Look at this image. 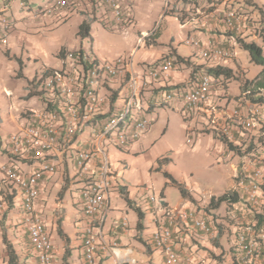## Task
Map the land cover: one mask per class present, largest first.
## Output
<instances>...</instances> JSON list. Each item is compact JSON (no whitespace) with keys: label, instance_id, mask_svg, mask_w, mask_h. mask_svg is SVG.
Returning <instances> with one entry per match:
<instances>
[{"label":"crops","instance_id":"1","mask_svg":"<svg viewBox=\"0 0 264 264\" xmlns=\"http://www.w3.org/2000/svg\"><path fill=\"white\" fill-rule=\"evenodd\" d=\"M122 1L131 5L133 22H135L136 10L139 7L137 0ZM161 1L163 3L167 2L168 7L164 12L172 15L178 21V29L186 31V36L176 42L173 35L169 37V40L163 39V31L157 32L156 36H151L153 29L136 30V43L143 44L144 47L141 51V58L137 59V62L141 64L153 63L162 58L175 60L174 55L176 54L183 58V61L176 62L175 68L160 74L158 78L152 80L148 89L143 92L148 106L144 115L151 120L148 130L154 124V119L150 116V112H153L157 107L164 106L154 104V100H157L163 92L175 88L186 90L192 87L196 79L204 73L203 68L206 66L223 65L231 68L233 72H235V64L238 68L237 73H234L235 78L231 80L215 79V81L224 82L225 87L216 88V90L214 88L213 91H210L206 104L198 110H193L189 113L190 119L195 121L199 132L210 135L214 141L219 143L218 149L213 150V153L218 162L227 160L230 164V175L227 178L228 184L218 195H206V197L201 198V202L197 200L194 203V207L191 202L185 199L186 197L182 196L176 202L170 203L165 196L163 187L159 193L165 207L176 208L184 206L195 209L199 214L209 216L213 222L215 229L212 233L191 235L188 230L186 231L181 226L179 220H175L174 230L177 245L189 258L188 264H221L216 261L214 256H219V253L222 252L224 255L230 256L232 254L235 256L230 264H264V198L261 205L254 212L245 205L240 194L239 199L235 202H222L216 208H206L212 196L217 197L228 190L240 192L236 186L239 177L249 174L254 168L257 159L264 162V138L260 135L259 130H252V134L249 137L243 136L245 130L242 131L241 126L231 116L232 109L238 106L243 113L254 107H259L262 117H264V103L251 102L241 91L243 82L246 79L255 78L262 70V67H249L247 69L249 73L240 68L238 63L240 61L239 55L237 54V48L240 47L234 37V31L229 28L224 18V13L227 9L238 7L242 12V16L248 17L252 26L243 29V33L240 36L246 41H254L260 45L264 55V43L254 30L259 24L260 13L258 8L264 13V0H255L258 8L245 5L241 0H206L202 6L194 3L186 6L177 0ZM203 1L197 0L198 3ZM14 3H17L22 10L28 9L29 12L23 13L21 16H15L17 12L15 10L12 11ZM45 5L46 2L39 4L35 0H0V7L6 6V12L9 11V17L12 22L7 41L4 44L7 56H17L16 46L11 44V41L22 35L24 24L25 27H34L35 29L45 27L48 20L47 17L50 16H47V13H39V8ZM163 9L162 4L154 5V11L158 16ZM183 11L187 16L180 21L177 16L182 14ZM191 12L197 16L189 18L188 15ZM49 14L54 19H66L69 16L78 15L80 17L78 25L82 20L90 18L87 13L78 10H59ZM95 15H97V12H95ZM128 31L129 29L126 28L123 33L126 34ZM187 40H198L204 44L217 42L222 47L229 49L231 56L216 62L207 61L196 53L194 46L188 44ZM19 42L23 43L22 40H19ZM176 43H183V48L180 49ZM62 48L72 49L62 46L52 52V55L60 59L59 53ZM23 50L24 48L21 45L22 55ZM131 52L135 53L136 48L133 47ZM36 55L27 57L28 62L36 61L37 64L30 72L27 71V66L22 60V67H13L11 72L7 71L6 65L1 64L2 61L0 62V164L12 161L22 173H28L43 163L56 165L55 172L47 173L42 180L39 196L35 200L34 207L50 234L53 245L52 264H84L81 244L86 217L80 208L79 191L81 177L77 173L73 157H70L72 154L71 149L74 147H87L91 144L98 146L99 140L94 138L95 131L104 122L112 105H121L127 92V75L121 73L119 78L108 82L106 86L100 87L99 92L102 95L108 96L112 93V96L106 98L100 114L92 116L84 124L71 147L65 151L60 148L55 152L45 153L39 157L32 155L24 157L14 156L10 152V144L8 143L10 134L18 131L27 123L30 109H42L45 105L39 95L30 94V91H38L39 89L37 86H30V81L35 79L34 82L36 83V79L41 75L39 74L41 68L48 70L61 67L44 65V61H42L38 52ZM133 69L137 73H141L140 68ZM240 69L243 72H239ZM235 79H237L236 84L239 88L237 94L232 93L230 89V83ZM11 81L15 82V88L9 87ZM220 91H225V94H223L225 97H218ZM233 100L238 105H234L232 108L231 102ZM211 115L217 117L219 126V128L212 126V129L218 133L225 134L234 144L241 145L242 154H235L233 151L228 150L223 142L214 137L213 130H207V127H203V124L208 123ZM201 129L202 131H200ZM204 129L207 131H203ZM137 141L138 139L132 143L133 147H135ZM218 150H221V152ZM90 165L94 166V162L91 161ZM165 182L167 184L169 181H164V184ZM119 185L125 187L129 199L132 200L133 204L139 206L143 212L142 227H137L138 215L126 203L120 192L119 201L113 198L116 193L110 194L108 192L109 209L103 224L105 238L107 240H116L121 246L131 248L132 256L135 258L134 264H163V257L160 251L153 249L148 244L155 230V216L157 215L155 210L153 208H148V212L142 210L143 205L141 201L139 203L135 199L137 193L126 178ZM255 213L259 214L260 218L263 219H259V217L255 216ZM123 222H126L125 226H122ZM58 227L61 229L62 234L58 233ZM240 235H244L246 242H253L257 247V255L250 257L247 261L243 259L245 253L239 246ZM5 241L11 244L16 255L17 264H38L36 254L29 242L20 194L16 186L0 182V264H8V251ZM97 264H114V260L111 257H102L97 261ZM223 264L228 263L223 262Z\"/></svg>","mask_w":264,"mask_h":264},{"label":"built area","instance_id":"2","mask_svg":"<svg viewBox=\"0 0 264 264\" xmlns=\"http://www.w3.org/2000/svg\"><path fill=\"white\" fill-rule=\"evenodd\" d=\"M59 10H78L87 13L91 18L99 16L105 24L110 22L122 28V31L133 22L131 5L122 0H50L39 8V11L47 14ZM224 18L235 35H241L243 29L252 27L248 17L242 16L238 7L227 9ZM11 26V19L6 15V6H1V44L6 43ZM186 42L194 46L201 58L210 62L231 56V51L217 42ZM60 59L61 67L48 69L46 76L39 77L38 88L44 98V108L30 109L27 123L10 134V152L14 156L39 157L60 148L65 151L71 147L84 124L92 116L100 114L106 98L112 96V93L108 96L102 95L99 92L100 87L119 78V74H126L127 92L121 105L113 104L104 122L95 131L94 138L99 140L98 146L91 144L87 147H74L70 157H73L75 168L81 177L80 208L86 217L81 244L84 264H97L102 257L113 258L114 264H134L132 249L121 246L116 240H107L103 232L109 209L110 185V167L104 142H111L117 147L129 145L148 130L151 120L144 115L148 106L143 92L148 89L152 80L175 68L176 62L171 58H162L153 63H142L139 74L134 71L130 56H117L110 61L100 62L96 58L86 57L83 50L80 57L74 50L65 49ZM81 60L86 62V67ZM211 81L208 74L202 73L192 87L165 91L154 100V104L160 106L179 101L189 111L198 110L208 101ZM232 118L243 130L257 129L264 138V117L259 107L249 109L246 113L236 109L232 112ZM91 161L94 166L90 165ZM55 170L56 165L52 163H43L28 173H22L12 161L0 164V182L16 186L20 194L29 242L38 264H52L53 245L34 204L39 196L42 180L47 173ZM236 186L245 205L254 212L264 198V162L257 159L252 171L239 177ZM148 208H153L157 214L150 242L162 254L163 264L189 263V258L177 245L175 220H179L181 226L191 235L210 234L215 229L209 216L184 206L167 208L163 205L162 198L154 194L148 197ZM125 225L126 222H123L122 226ZM239 246L245 253L244 260L257 255V247L253 242H246L244 235L239 236Z\"/></svg>","mask_w":264,"mask_h":264},{"label":"rangeland","instance_id":"3","mask_svg":"<svg viewBox=\"0 0 264 264\" xmlns=\"http://www.w3.org/2000/svg\"><path fill=\"white\" fill-rule=\"evenodd\" d=\"M35 1L39 4L49 2V0ZM137 2L139 7L135 14L136 20L127 27L129 31L126 34L123 33L122 28L112 25L110 22L103 23L99 16L90 19L91 30L89 36L86 37H80L77 34L80 21L78 15L69 16L66 19H54L50 14H47L50 17H47L45 27L41 29L25 27L24 24L22 35L11 41V44L16 46L17 56H7L4 44H0V62L2 61L1 64L6 65L7 71L10 72L13 67L17 66L19 68L23 62L27 66V71L30 72L36 61L28 62L27 57L37 56L36 53L38 52V55L44 61V65L59 67L61 61L55 58L52 52L62 46H67L74 50L82 49L86 57L96 58L100 62L110 61L117 56H130L133 68L139 69L141 63L137 62V59L141 58V51L144 47L143 44L136 43V30L153 29L157 30L158 33L163 31V39L169 40V37L173 35L176 42L186 36V31L179 30L178 21L172 15L164 12L168 7L166 1L163 3L161 0H137ZM159 4H162L164 9L158 16L154 11V5ZM14 10L17 12L15 16H21L23 13L29 12L28 9L22 10L17 3L12 6V11ZM39 13L44 14L43 11ZM6 15H10L9 11L6 12ZM192 16L197 15L191 12L188 17ZM19 40H22L23 43ZM176 44L180 49L184 46L183 43ZM21 45L24 48L23 55ZM133 47L136 48L135 53L131 52ZM237 54L240 60L238 62L239 66L246 73H249V70H247L249 67H261L250 60L247 51L237 48ZM237 69L235 64L234 73H237ZM241 69L239 72L242 71ZM44 71L45 69L41 68L39 74L42 75ZM11 83L9 87L15 88V82L11 81ZM236 83L237 79L230 83V89L235 94L239 90ZM222 87H225L224 82L213 80L210 91ZM223 94H225V91H220L218 97H225ZM234 105L238 104H235L233 100L231 107L233 108ZM236 109L241 110L240 107L235 106L232 112ZM189 113L190 111L184 108L182 102H170L150 112L154 124L149 130L140 135L135 147L132 143L117 147L111 142H104V150L108 155L110 167L108 192L110 194L116 193L114 199L119 201V184L126 178L137 193L135 199L138 202L141 201L142 210L145 212H148L146 207L148 197L152 194L159 196L162 187L167 200L170 203L176 202L182 196L180 189L177 185L171 183L164 172H168L172 178L183 186L188 194L185 199L191 202L193 207L197 200L201 202V198L206 197V195H218L226 187L228 184L227 178L230 175V164L227 160H220V162L216 160L213 150L218 149L219 143L214 141L210 135L201 134L195 121L190 119ZM203 125L204 128L207 127V130H213L212 132H215L212 126L219 128L217 117L213 115L210 116L208 123ZM207 130L204 129L203 131ZM251 132L252 130L244 131L243 136L249 137L252 134ZM218 151L221 152V150ZM162 158H167V160H162ZM166 180L169 182L164 184ZM149 245L154 249L150 240ZM214 257L221 264L223 262L230 264L232 259L235 258L234 255H224L223 252Z\"/></svg>","mask_w":264,"mask_h":264},{"label":"trees","instance_id":"4","mask_svg":"<svg viewBox=\"0 0 264 264\" xmlns=\"http://www.w3.org/2000/svg\"><path fill=\"white\" fill-rule=\"evenodd\" d=\"M183 5H189L191 3H194L195 5H203L206 0L203 2H197V0H177ZM245 5L251 6L253 8H258L255 0H241ZM260 13V18H259V24L256 28H254L255 33L258 35V37L261 39V41L264 43V13L261 9H259ZM187 14L183 11L182 14L178 15V19L180 21L185 18ZM94 18V17H93ZM93 18H88L82 20V22L78 25V31L77 34L80 37H86L89 36L90 34V19ZM103 22V21H102ZM104 23V22H103ZM157 30H153L151 32V36L154 35L156 36ZM236 42L238 46L247 51L250 57V60L256 64H259L262 67V70L260 73L253 79L245 80L243 84L241 85V91L243 92L244 96L248 98L251 102L255 103H264V55H263V49L260 45L256 44L254 41H246L243 37L240 35H234ZM65 48H62L60 50L59 55H62L63 51ZM74 52L80 57L82 56V49H77L74 50ZM175 56V62L178 61H183V58L180 57L179 55H174ZM84 66L86 67V62L84 60H81ZM21 63V61H20ZM22 67V63L20 64V68ZM203 72L208 74L212 81L217 79V78H222L226 80H231L235 78L234 72L232 71L231 68L223 66V65H215V66H206L203 68ZM48 73V70H45L44 73L41 75V77L46 76ZM20 74V70H19ZM40 77V76H39ZM39 78L36 79V83L34 82L35 79H32L30 81V86L33 85V87H38L39 86ZM211 81V83H212ZM34 82V83H33ZM31 95H39L42 100H44L42 96V92L38 89L34 91H30ZM50 106V103L48 104ZM47 106V107H48ZM214 137L218 138L221 142L225 144L228 150L233 151L235 154H242V147L241 145L234 144L231 140L228 139V137L223 134V133H218V132H213ZM166 158H162V160H165ZM164 175L171 181V183L175 184L178 186L180 189L182 197H188V194L186 190L183 188V186L177 182L168 172H164ZM119 192L121 196L125 199L126 203L131 206L137 213L138 215V221H137V227L140 228L142 227V219H143V212L140 210L139 206L133 204L132 200L129 199V197L126 194L125 187L120 186L119 187ZM239 192L236 190H228L222 193L221 195L214 197L212 196L206 206V208H216L218 207L222 202H235L239 199ZM255 216L259 217L261 219L259 214L255 213ZM263 219V218H262ZM261 219V220H262ZM58 233L62 234L61 229L58 227ZM149 244V242H148ZM5 245L8 251V264H17L16 263V255L14 253V250L11 246L10 243L5 241Z\"/></svg>","mask_w":264,"mask_h":264},{"label":"clouds","instance_id":"5","mask_svg":"<svg viewBox=\"0 0 264 264\" xmlns=\"http://www.w3.org/2000/svg\"><path fill=\"white\" fill-rule=\"evenodd\" d=\"M175 61V60H174Z\"/></svg>","mask_w":264,"mask_h":264}]
</instances>
